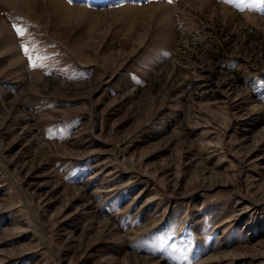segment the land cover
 I'll return each mask as SVG.
<instances>
[{"label": "rangeland", "instance_id": "obj_1", "mask_svg": "<svg viewBox=\"0 0 264 264\" xmlns=\"http://www.w3.org/2000/svg\"><path fill=\"white\" fill-rule=\"evenodd\" d=\"M59 2L0 0V264H264V0Z\"/></svg>", "mask_w": 264, "mask_h": 264}, {"label": "snow or ice", "instance_id": "obj_2", "mask_svg": "<svg viewBox=\"0 0 264 264\" xmlns=\"http://www.w3.org/2000/svg\"><path fill=\"white\" fill-rule=\"evenodd\" d=\"M72 2H73V0H69V3H72ZM117 6H119V5H117ZM15 30H16L17 35L19 37H24L25 36V30L23 28H16ZM23 50H24L25 54L28 55V48H27V46H24V49ZM29 59H30V62H31L32 61L31 56H29ZM31 66L32 67H37V65L35 64V62H31Z\"/></svg>", "mask_w": 264, "mask_h": 264}, {"label": "bare ground", "instance_id": "obj_3", "mask_svg": "<svg viewBox=\"0 0 264 264\" xmlns=\"http://www.w3.org/2000/svg\"><path fill=\"white\" fill-rule=\"evenodd\" d=\"M52 1H54V0H52ZM57 1L59 2V1H61V0H57ZM55 2H56V1H55ZM52 3H54V2H52ZM59 3H60V2H59ZM59 3H58V4H59ZM61 3H63V2H61ZM61 3H60V4H61ZM62 5H63V4H62ZM57 7H59V5H58ZM60 8H61V7H60ZM63 8H64V7H63ZM65 9H66V8H65ZM130 9H131V8H130Z\"/></svg>", "mask_w": 264, "mask_h": 264}]
</instances>
